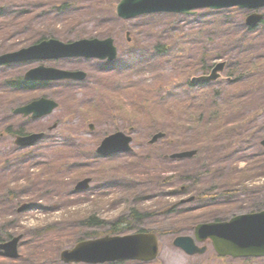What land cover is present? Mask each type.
Segmentation results:
<instances>
[{
	"label": "rangeland",
	"instance_id": "374dc122",
	"mask_svg": "<svg viewBox=\"0 0 264 264\" xmlns=\"http://www.w3.org/2000/svg\"><path fill=\"white\" fill-rule=\"evenodd\" d=\"M117 3L0 0V52L28 46L41 38L72 42L81 37H113L119 46V57L112 62L62 58L45 63L84 70L88 73L85 80L22 87V75L38 62L0 67V234L8 240L23 234L21 256L12 259L0 250V264H64L61 250L73 247L78 239L124 235L140 229L161 232V254L146 264H228L215 257L212 245L205 254L190 256L172 241L178 235L193 236L198 223L264 207V111L249 121L262 110L264 102V57L260 56L264 53V18L255 28L245 23L253 11L248 9L200 10L194 14L160 12L125 20L116 12ZM259 10L264 15V8ZM186 33L200 38L186 40ZM188 49L189 53L169 55ZM196 57H202L203 65L200 63L201 67L194 71ZM144 61L147 62L143 65ZM219 61H226L227 66L217 81L195 82L188 93V88L173 87L180 98L183 94L186 98L191 96L192 110L185 113L193 120L200 112L194 109L198 106L197 90L213 88V94L197 108L205 111L202 123L210 124L213 118L214 139L213 134L205 139L203 134L197 136L189 121L179 137L175 113L185 107L179 103L172 105L161 123L150 127L154 123L149 114L153 110L152 98L164 108L175 68L181 67L185 74L174 75L173 84L187 82L196 72L197 76L207 74ZM233 67L242 68L236 73L249 77L246 85L257 90L240 93L245 78L232 72ZM131 70L137 71L127 76ZM131 86L136 88L131 89L133 94L129 97L123 90ZM232 86H242L234 88L239 95L225 93ZM41 96L59 100V108L50 116L31 120L12 112L18 104ZM233 98L262 102L256 104L255 110L244 108L242 112L237 111L242 106L235 104L236 110L228 113L227 119L223 112H210L212 118L209 116L214 105ZM8 99L13 100L10 107ZM181 111L178 116L182 118ZM241 116L246 117L233 122ZM91 123L95 124L94 129L90 128ZM238 123L245 125L236 129ZM19 128L30 132L43 130L46 135L35 145L21 148L14 143L13 132ZM157 129L167 136L158 140L155 147L149 139ZM118 130L133 136L132 149L109 156L98 154L96 149L105 135ZM208 130L204 125L203 131ZM192 148L198 149V155L192 158L171 161L169 156L165 157ZM57 160L62 166L50 163ZM235 163L239 164L238 169L246 166L253 172L254 177L243 180L249 188L240 184L231 187V176L241 174L233 172ZM251 163L255 166L247 165ZM79 168L82 173H78ZM87 176L93 177L91 188L82 193L75 191V184ZM209 192L221 197V201L205 200L203 196L210 197ZM192 195L198 198L181 203ZM24 202L30 203V208L18 212ZM94 215L99 221L92 220ZM248 263L264 264V258Z\"/></svg>",
	"mask_w": 264,
	"mask_h": 264
},
{
	"label": "water",
	"instance_id": "95a60500",
	"mask_svg": "<svg viewBox=\"0 0 264 264\" xmlns=\"http://www.w3.org/2000/svg\"><path fill=\"white\" fill-rule=\"evenodd\" d=\"M234 5L258 7L264 5V0H122L118 5V13L123 18H132L150 12L191 13L193 12L192 10L202 7L222 8ZM260 19L261 15L255 14L248 18V23L254 26ZM65 56L99 57L112 60L116 58L117 51L112 38L105 40L98 38L84 39L67 44L51 39L14 53L2 55L0 56V64L30 58ZM224 65V63L219 64L213 71L212 76L203 79L210 80L217 78V71L222 70ZM85 76L86 73L82 71L71 72L40 66L28 72L26 77L29 79H83ZM57 105L52 100L42 98L16 109V113L22 112L28 115L34 112V117H40L51 113ZM42 135L40 133L29 136H18L16 142L21 145H31L41 138ZM163 135V133L155 135L152 142H155ZM131 141L132 137L127 136L123 132H117L107 137L98 148V151L104 155L128 151L131 149ZM195 153V150L187 151L174 154L173 157L183 158L193 156ZM89 181V178L81 181L77 188L84 189L88 187ZM28 207L29 205L25 204L19 210L22 211ZM196 235L200 240L212 237L217 250L222 255L262 256L264 255V211L238 215L229 221L199 224L196 228ZM21 237H16L0 245L5 250L6 255L10 257L18 256V243ZM175 244L181 246L191 254L203 253L206 250V247L200 248L196 246L193 238L190 236L178 237L175 240ZM157 254L158 242L155 235L151 233H138L127 236L107 235L97 239L82 241L74 248L63 251L61 258L67 263H104L126 259L151 260Z\"/></svg>",
	"mask_w": 264,
	"mask_h": 264
},
{
	"label": "trees",
	"instance_id": "16d2710c",
	"mask_svg": "<svg viewBox=\"0 0 264 264\" xmlns=\"http://www.w3.org/2000/svg\"><path fill=\"white\" fill-rule=\"evenodd\" d=\"M221 108H222L223 110L218 109V112H222V111H223V113H224V112H229V111H230V109L228 108V104L224 105V107H221ZM157 114H158V118L163 117V112H162L160 109H158V108H157ZM196 121H197V124H198V122L201 121V117H200V115L196 118ZM232 131H233V130H232ZM232 131H230V132H228V133H231ZM201 134L204 135V136H202V137H208V135L213 134V138H212V139H214V136H215V134H216V131L208 130V131L200 132L199 135L201 136ZM196 138H197V137H196ZM251 174H253V172L250 171L249 169H247V170H244L243 174H240L239 176H231V178H230V182H231V184H232L231 187L236 188V187H238V186H236V185L240 184V186H243L242 188H246V185H244L243 180L246 181V180H248V179L254 177V174H253V175H251ZM236 178H239V179L236 180ZM247 187H248V186H247ZM212 191H213V190H212ZM212 194H213V193H209V194H207V195H210V196H211ZM213 195H215V194H213ZM214 197H216V196H214ZM91 218H92V220L99 221V219L96 218L95 215H94L93 217H91ZM112 232H114V231H112ZM7 236H8V234H7ZM4 239H5V238L1 237V234H0V242H2ZM108 264H109V263H108ZM110 264H116V263H110Z\"/></svg>",
	"mask_w": 264,
	"mask_h": 264
},
{
	"label": "bare ground",
	"instance_id": "6f19581e",
	"mask_svg": "<svg viewBox=\"0 0 264 264\" xmlns=\"http://www.w3.org/2000/svg\"><path fill=\"white\" fill-rule=\"evenodd\" d=\"M122 235V234H121Z\"/></svg>",
	"mask_w": 264,
	"mask_h": 264
}]
</instances>
